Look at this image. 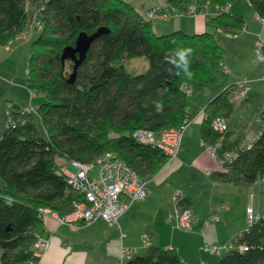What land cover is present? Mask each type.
<instances>
[{"label":"trees","instance_id":"1","mask_svg":"<svg viewBox=\"0 0 264 264\" xmlns=\"http://www.w3.org/2000/svg\"><path fill=\"white\" fill-rule=\"evenodd\" d=\"M29 1L36 5L34 14L42 27L35 23L32 36L25 40L31 44L26 86L43 94L44 100L33 112H22L21 107L10 111L15 124H7L0 134V264L33 260L31 245L43 219L38 209L47 207L63 215L77 197L68 188L60 160L86 163L111 151L140 177L153 176L168 155L133 138V130L143 127L159 133L187 126L191 93L218 85L227 73L225 49L215 39L216 30L237 36L245 24L243 0H167L170 8L165 10L171 14L181 16L192 3L199 8L207 3L212 12L206 15L207 28L202 32L159 34L151 27L150 16L145 18L126 0ZM26 2L0 0L1 48L30 24ZM245 2L256 15L264 16V0ZM227 3L230 7L225 10ZM215 6L220 9L214 13ZM102 26L109 31L94 39L78 65L74 58L63 57V48L74 45L80 32L91 34ZM177 47L193 49L191 78L172 69L165 59ZM138 56L148 66L138 73L126 69L124 61ZM233 89L229 84L204 107L200 124L204 142L220 138L210 122L230 111ZM156 102L163 104L159 111ZM258 119L264 122V111ZM228 131L222 134L218 155L235 156L211 170L210 178L252 184L264 176V126L243 146L230 139ZM176 205L188 208L182 198ZM231 240L235 247L225 250L215 264H264V215ZM126 264L183 263L173 248L151 244L145 254H136Z\"/></svg>","mask_w":264,"mask_h":264},{"label":"crops","instance_id":"2","mask_svg":"<svg viewBox=\"0 0 264 264\" xmlns=\"http://www.w3.org/2000/svg\"><path fill=\"white\" fill-rule=\"evenodd\" d=\"M167 6L170 8L168 3ZM207 9L212 12L211 8ZM246 11H244L245 24L237 36L232 37L221 30H216L215 39L225 49L223 60L227 69L225 81L218 83L220 87L217 90L212 89L211 86L206 87L207 93H204L201 100L197 98L196 102L192 103L193 107L189 106L191 117L183 134L179 152L174 158H168L165 164L148 178V185L151 188L148 197L144 201H136L118 219L122 231L126 234L123 240L119 239L116 225H110L101 218L88 225L72 228L67 224L58 223L48 214L43 216L39 233L48 236L50 244L38 264H119L121 247L137 246L139 249L142 245L141 236L145 232L150 233L153 245L173 248L177 251L183 264L203 262L215 264L220 255L201 249L202 244L225 243L246 229V208L249 205L252 206L255 214L264 215V176L257 178L252 184L245 185H235L210 178V175L206 174V169L213 171L217 168L213 166L200 137V124L204 118L201 109H204L218 91L229 84L234 86L230 94L232 105L225 115L229 138H236L241 146L247 145L264 126V122L258 119L260 113L264 111V61L258 60L257 45H255L257 37L264 38V22L257 18L251 8ZM201 16L205 18L202 19ZM170 17L173 30L193 33L202 32L207 28L205 14L189 15L188 17H194L190 23L178 14H171ZM161 18L166 19V17ZM151 27H153L152 22ZM13 40L22 42L18 38ZM7 51L11 50L5 48L0 50V118L3 116L5 119L8 118L7 111H10L7 106L8 98H11L12 105H17L16 109L28 105L36 108L38 105L35 104L38 103H34V100L39 99V94L33 93L27 101L25 100L24 86H20L23 84L11 79L15 71L6 63L9 57L4 53ZM242 79L247 80V91L245 96L240 98L235 85ZM11 81L15 83H9ZM13 85H17L19 92L14 91ZM234 109H238L239 115L242 113L240 122L246 125L245 132H239L230 123L229 116ZM6 126L5 122L4 127ZM60 162L65 166L68 161L60 160ZM177 190L181 191L180 198L187 201L186 206L194 214L189 229L178 228L177 218L171 220L166 218L168 213L174 212H171V209L175 210L177 207L174 202V194ZM213 210L217 212L219 219L203 225L204 219ZM225 253L226 251L224 255Z\"/></svg>","mask_w":264,"mask_h":264},{"label":"built area","instance_id":"3","mask_svg":"<svg viewBox=\"0 0 264 264\" xmlns=\"http://www.w3.org/2000/svg\"><path fill=\"white\" fill-rule=\"evenodd\" d=\"M230 7V3H227L223 8ZM208 4H204L199 8L196 3H192L188 8L180 14H210L207 9ZM220 9L215 6L214 13ZM148 16L154 17H169L171 12L162 9L160 7H152L147 10ZM34 14L32 22L26 29L21 31L15 38L21 40H28L33 34L34 22L41 28V21L36 19ZM257 18L264 22V16H258ZM231 36H236L232 34ZM11 42L4 43L3 47L6 50H11ZM256 56L259 61H264V38L257 37L255 41ZM28 69L26 68V72ZM264 78V76H263ZM238 97H243L247 91V80L242 79L236 84ZM33 92L30 91V96ZM8 108L13 106L11 102H8ZM35 107L28 105L27 107H21L20 111H34ZM8 112L7 124H15L11 119V112ZM203 112V108L201 109ZM204 115V114H203ZM205 117V115H204ZM210 125L213 129L220 133V138L213 143H207L202 140L204 149L208 154L216 161L218 166L223 165L226 162H231L235 154L226 153L223 156L218 155L220 149L221 139L223 132L228 128L226 117L224 115H217L211 119ZM186 129V124H182L179 127H167L159 133L154 132L148 128H136L132 132V137L155 146L168 155V158H173L179 152L182 143V137ZM96 168V170H94ZM94 172V173H93ZM211 169H206V174L210 175ZM63 174L66 177V183L68 188L73 190L77 197L72 201L70 209H68L63 215H60L56 211H52L47 207L38 209L39 218L50 214L60 224H67L72 228H77L79 225H88V223L94 222L99 218L107 221L110 225H116L117 231H119V239L123 240L125 237V231H122L119 225V217L126 212L133 202L144 200L151 192V188L148 185V179L140 177L139 174L120 157L116 156L111 151L103 152L97 156L94 161L80 162L77 160H69L67 165L63 167ZM180 190H177L174 194V202L177 203L180 198ZM177 206V205H176ZM247 225L258 219V214H255L251 205L246 208ZM166 218L171 220L177 218V227L183 229H189L193 220L194 214L188 208H183L178 205L173 213H168ZM219 219L216 211H212L207 218L204 219L203 225ZM142 247L146 248L152 244L151 235L149 232H145L141 236ZM50 238L42 235L39 232L35 233V239L32 243V256L33 260L28 261L26 264H38L44 251L49 248ZM233 240H228L225 243H204L200 247L210 253L219 254L222 251H227L235 247ZM242 248L241 246H238ZM138 247L123 246L120 250L119 264H126V261L135 256ZM204 264V262L202 263Z\"/></svg>","mask_w":264,"mask_h":264},{"label":"rangeland","instance_id":"4","mask_svg":"<svg viewBox=\"0 0 264 264\" xmlns=\"http://www.w3.org/2000/svg\"><path fill=\"white\" fill-rule=\"evenodd\" d=\"M126 1H128L131 5H133L135 8H137L140 11V13L143 16H145V18L148 17V16H146L147 15L146 13H147V10L150 9L151 7H162L163 9H169L168 6H167V0H126ZM242 3H243V7H244L243 10L244 11H246V10H248V8H250L249 5H246L245 0H243ZM26 9H28V19H30L29 21L32 22V17L34 16V12L37 11L36 5L32 4L29 0H27ZM193 14H195V13L183 14L181 16H183L182 18L184 20H187V22L190 23V22H192V19L194 17H188V16L189 15L192 16ZM170 16L166 17V19H163V18H161L159 16L158 17H154V18H152V17H150V18L148 17V18L151 19L152 26L154 27V31L156 33L159 32V31L161 33H166V32L168 33V32H170L171 29L173 30V26L170 25V18H171ZM204 18L205 17H202V19H204ZM167 20H169V21H167ZM34 24H35V22H34ZM19 40H21V39H19ZM21 41L22 42H20V41L18 42V40H13L12 45H11V48H12L11 51L10 52L7 51L4 54L8 55L6 57H9V59L6 60V63L9 64L10 67L15 71V75L12 76L11 79H13V80L15 79L16 80L15 82L18 81V82L23 84V85H20V86H24L23 90L26 93L25 100L27 101V99L30 97V89L27 88V86H25L26 81H27L26 68H27L28 59H29V57L31 55L30 54V52H31V44L28 43V42H25V40L24 41L21 40ZM0 50H3V47L2 48L0 47ZM124 65H125L126 69H128V70H130L132 72L138 73V71H141V70H143L144 68H146L148 66V61H146V59L144 57L138 56V57L127 59V61H125ZM2 66H3V63H2ZM143 66H145V67H143ZM225 76H226V74H225ZM224 78L222 79V81L220 83L225 81ZM15 82L11 81L9 83L13 84ZM218 87H220V86H218V85H212L211 86V88L214 89V90H217ZM13 89L16 92H19V88L17 87V85L16 86L13 85ZM207 90L208 89L204 87L201 91L196 90V92H193V94L191 93V95L189 96V99H188L189 100L188 104H189L190 108L193 107L192 103L196 102L197 98L201 100V98L203 97L204 93H207ZM10 93L8 95H10ZM38 94H39V99H38V101L34 100V103L37 102L39 104L40 102H42L44 100L43 99L44 97H43V94H41V93H38ZM40 97H41V99H40ZM8 99L9 100H7V103L11 102V98H8ZM232 101L234 102V98H233ZM235 101H236V98H235ZM16 102H18V101H16ZM38 104H35V105L37 106ZM16 108H17V105H13V106L9 107L10 111L16 110ZM203 111H204V109H203ZM237 112H238V109H234V111L230 113V116H229L230 123L232 125H234L238 129L239 132H242V131L245 132L244 128H245L246 125L243 124V122H240V120L242 119L241 118L242 117V113H240V115H239V113H237ZM238 115H239V118H238ZM7 121H8V118L5 119V117L1 116V118H0V132H2L4 130L3 128H5L4 127L5 126V122L7 123ZM242 135L243 134L241 133V136ZM243 137L244 136H242V139H243ZM248 138H250V136ZM246 140H249V139H246ZM244 142H246V141H244ZM209 157H210L211 161L213 162V166H216V168H220L217 165L216 161L211 157V155H209ZM181 191H182V189H181ZM148 195H147V197H148ZM146 198H144V200ZM144 200H141V201H144ZM134 203L135 202H133V204ZM133 204H132V206H133ZM171 210H172L171 212L174 211L173 208ZM165 216H166V214H165ZM1 251H2V249L0 248V253H1ZM145 251H146V248L142 247V245H141L140 248L137 250V252H135V255L136 254H142ZM218 255H220V257H221L222 255H224V252H221Z\"/></svg>","mask_w":264,"mask_h":264},{"label":"water","instance_id":"5","mask_svg":"<svg viewBox=\"0 0 264 264\" xmlns=\"http://www.w3.org/2000/svg\"><path fill=\"white\" fill-rule=\"evenodd\" d=\"M109 31L106 27L102 26L99 28H96L95 31L91 32V34H87L86 32H80V34L76 38V42L74 45L65 46L63 48V57L67 58H74L75 64L78 65V63L81 62V60L85 57L86 51L92 44L95 38L99 37L100 35H103V33ZM78 53V59L76 58V54Z\"/></svg>","mask_w":264,"mask_h":264},{"label":"clouds","instance_id":"6","mask_svg":"<svg viewBox=\"0 0 264 264\" xmlns=\"http://www.w3.org/2000/svg\"><path fill=\"white\" fill-rule=\"evenodd\" d=\"M192 53L193 49L191 47H177L171 50V52L166 55L165 59L172 66V69L183 71L186 77L191 78L193 75L190 69V58ZM155 108L159 111L163 108V104L161 102H156Z\"/></svg>","mask_w":264,"mask_h":264}]
</instances>
